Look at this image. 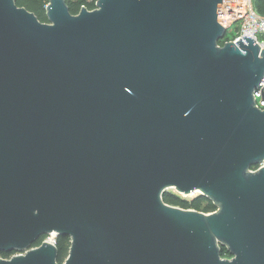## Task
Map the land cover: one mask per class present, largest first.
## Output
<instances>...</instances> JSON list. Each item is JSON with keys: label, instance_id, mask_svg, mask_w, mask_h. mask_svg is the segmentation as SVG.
I'll use <instances>...</instances> for the list:
<instances>
[{"label": "water", "instance_id": "water-1", "mask_svg": "<svg viewBox=\"0 0 264 264\" xmlns=\"http://www.w3.org/2000/svg\"><path fill=\"white\" fill-rule=\"evenodd\" d=\"M94 4L0 0V264H264V48L221 0Z\"/></svg>", "mask_w": 264, "mask_h": 264}, {"label": "built area", "instance_id": "built-area-1", "mask_svg": "<svg viewBox=\"0 0 264 264\" xmlns=\"http://www.w3.org/2000/svg\"><path fill=\"white\" fill-rule=\"evenodd\" d=\"M217 21L226 31L233 24L237 25L238 22V27L235 28L236 32L229 38L230 40L235 42L239 38L247 36L252 38L261 48H264V38L258 37V35L264 36V16L256 12L252 0H221V4L218 5ZM252 94L255 107L264 109V76L260 82L259 88L253 91ZM259 165H264V160ZM44 236L45 238L41 241H46L55 245L56 236L54 233H49ZM18 253L19 252H12L6 256L2 255L0 257L8 259L12 255Z\"/></svg>", "mask_w": 264, "mask_h": 264}, {"label": "trees", "instance_id": "trees-1", "mask_svg": "<svg viewBox=\"0 0 264 264\" xmlns=\"http://www.w3.org/2000/svg\"><path fill=\"white\" fill-rule=\"evenodd\" d=\"M95 1L96 0H65V3L69 12L71 14H76L81 7H85L87 10L93 9L95 7ZM47 2L48 0H15L17 6H24L25 9L32 12L40 22H47V18L45 16V5ZM252 2L256 12L259 15L264 16V0H252ZM220 42H222V40ZM162 200L172 206L184 209L190 208L204 213L212 212L216 208L210 200L200 196H196L190 201H185L174 195L166 193L162 196ZM201 201H205V205L202 208L200 207ZM41 239L42 238H39L33 246L38 245L41 242ZM67 240L68 237H56L55 246L58 249V257L56 260L57 264H61L67 254L69 246V242L67 243ZM1 254L6 256L9 253L2 252Z\"/></svg>", "mask_w": 264, "mask_h": 264}, {"label": "rangeland", "instance_id": "rangeland-1", "mask_svg": "<svg viewBox=\"0 0 264 264\" xmlns=\"http://www.w3.org/2000/svg\"><path fill=\"white\" fill-rule=\"evenodd\" d=\"M22 7H24V6H22ZM25 8V7H24ZM236 27H238V22H237V25L236 24H233L230 28H228L227 29V31L225 32V38L223 37L221 40H222V42H220L221 40H219L218 41V44L219 45H222V43L224 42V41H228V40H230L229 38L230 37H232L234 34H235V32H236ZM258 37L259 38H264V36L263 35H258ZM227 38H228V40H227ZM226 39V40H225ZM256 166H254L253 168H255ZM166 193H168V194H170V195H174V196H176V197H178V198H180V199H183V200H185V201H190L192 198H194V197H196V196H198V191H195V192H193L192 194H187V195H185V194H182V193H179V192H177V191H175L173 188H168L167 190H166ZM205 205V201H201V203H200V207L202 208L203 206ZM190 209V208H189ZM41 238L43 239V238H45V236H41ZM41 239V240H42ZM69 242V238H68V240H67V243ZM220 248L221 249H223V253H221V258H224V259H230L231 257H230V255L227 253V251H226V249H225V247L224 246H220ZM67 255V254H66ZM66 257V256H65ZM65 259V258H64ZM63 259V260H64ZM63 260H62V262H63Z\"/></svg>", "mask_w": 264, "mask_h": 264}, {"label": "flooded vegetation", "instance_id": "flooded-vegetation-1", "mask_svg": "<svg viewBox=\"0 0 264 264\" xmlns=\"http://www.w3.org/2000/svg\"><path fill=\"white\" fill-rule=\"evenodd\" d=\"M12 253V252H9V254ZM0 256H2V254L0 253Z\"/></svg>", "mask_w": 264, "mask_h": 264}]
</instances>
